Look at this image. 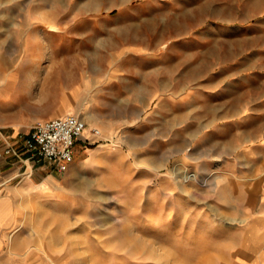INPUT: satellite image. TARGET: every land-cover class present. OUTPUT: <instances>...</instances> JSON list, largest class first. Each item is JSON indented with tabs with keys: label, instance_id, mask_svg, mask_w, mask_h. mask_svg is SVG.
I'll use <instances>...</instances> for the list:
<instances>
[{
	"label": "rangeland",
	"instance_id": "obj_1",
	"mask_svg": "<svg viewBox=\"0 0 264 264\" xmlns=\"http://www.w3.org/2000/svg\"><path fill=\"white\" fill-rule=\"evenodd\" d=\"M64 113L37 264H264V0H0V125Z\"/></svg>",
	"mask_w": 264,
	"mask_h": 264
},
{
	"label": "crops",
	"instance_id": "obj_2",
	"mask_svg": "<svg viewBox=\"0 0 264 264\" xmlns=\"http://www.w3.org/2000/svg\"><path fill=\"white\" fill-rule=\"evenodd\" d=\"M29 130L30 127L0 125V149L11 144L17 152L0 155V264H37L26 251L17 225L25 216L26 202L47 195L49 182H54L57 174L50 161L33 155L17 136L19 131ZM254 222L257 227H264V209L257 213ZM253 264H258V260Z\"/></svg>",
	"mask_w": 264,
	"mask_h": 264
},
{
	"label": "built area",
	"instance_id": "obj_3",
	"mask_svg": "<svg viewBox=\"0 0 264 264\" xmlns=\"http://www.w3.org/2000/svg\"><path fill=\"white\" fill-rule=\"evenodd\" d=\"M86 122L78 114L64 113L38 119L31 124L30 130L25 133L19 131L17 136L22 138L23 145L33 155L51 162L54 169L64 171L73 161V147L75 141L82 136ZM94 136L100 135L97 127L91 128ZM17 153L11 144L0 149V155Z\"/></svg>",
	"mask_w": 264,
	"mask_h": 264
}]
</instances>
